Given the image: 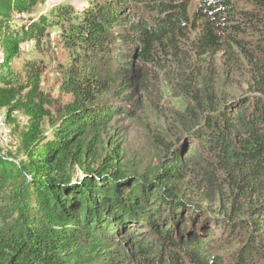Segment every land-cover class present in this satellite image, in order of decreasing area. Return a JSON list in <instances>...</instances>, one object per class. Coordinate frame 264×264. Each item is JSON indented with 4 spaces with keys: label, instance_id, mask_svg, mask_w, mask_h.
I'll return each mask as SVG.
<instances>
[{
    "label": "trees",
    "instance_id": "16d2710c",
    "mask_svg": "<svg viewBox=\"0 0 264 264\" xmlns=\"http://www.w3.org/2000/svg\"><path fill=\"white\" fill-rule=\"evenodd\" d=\"M43 1L0 0V110L27 119L25 163L0 157V178L21 175L19 196L36 206L35 227L0 228V264H222L211 253L222 242L235 244L230 264H264V0L66 1L33 16ZM53 28L70 57L59 76L70 101L45 139L41 65L16 75L10 63ZM184 47L242 82L195 77ZM167 70L185 103L178 138L155 167L130 172L109 125L155 106L151 82Z\"/></svg>",
    "mask_w": 264,
    "mask_h": 264
},
{
    "label": "rangeland",
    "instance_id": "374dc122",
    "mask_svg": "<svg viewBox=\"0 0 264 264\" xmlns=\"http://www.w3.org/2000/svg\"><path fill=\"white\" fill-rule=\"evenodd\" d=\"M66 1L76 6L82 0H44L33 9L32 14L36 17L40 13L47 12L54 4ZM19 18L21 17L15 16L12 25L23 24L24 19ZM57 32L58 30L55 28L50 29L49 36L43 38V41L38 45L34 43L23 44L20 56L10 63V68L16 75H23L27 69V64L31 61L41 65V87L52 98L51 103L46 106L49 117L45 118L41 125V135L45 139L52 137V133L63 114V109L70 101V96L64 95L59 90L60 69L69 65L70 57L67 50L59 42L56 36ZM76 54L79 55L80 53L77 52ZM183 54H185L188 71L193 72L195 77L198 74L207 76L216 70L218 73L217 84L220 87L231 85L233 82H242L239 74L232 75L222 65H217L210 59H198L188 47H184ZM161 75L152 81L150 86L151 93L157 97L155 106L147 105L137 108L128 115L112 117L109 125L113 126L114 129L110 132L109 141L112 142L117 139V136L114 135L117 132L121 134V155L123 156V163L126 164L130 172L142 174L147 168L155 167L166 147L178 138L180 130L178 118L184 115L185 103L175 90L176 82L171 76V71H164ZM140 99L141 104L152 100L151 98L145 100L139 96ZM13 118V121L6 120L5 112L0 110V157L13 164V168H17L25 163L20 145V132L25 130L27 119L21 113H15ZM108 139V137L104 138V143L99 151L100 158L110 152L107 150L109 148ZM67 174L72 176L71 181L73 182L81 178L76 167L68 170ZM22 182L23 177L19 174L16 175L14 171L10 175L4 174L0 178V228H5V230L19 228L22 230L25 226L28 228L35 227L36 206L32 204L31 200L19 196L18 190L21 188ZM18 200H21L20 205L22 203V206L27 204V216H25V212L17 211L15 204ZM218 244H215L211 251L213 257L222 258V264L232 263L230 259L236 250L235 244L233 242Z\"/></svg>",
    "mask_w": 264,
    "mask_h": 264
},
{
    "label": "water",
    "instance_id": "95a60500",
    "mask_svg": "<svg viewBox=\"0 0 264 264\" xmlns=\"http://www.w3.org/2000/svg\"><path fill=\"white\" fill-rule=\"evenodd\" d=\"M187 138H188L187 135H183V137H182V139H181V142L185 141Z\"/></svg>",
    "mask_w": 264,
    "mask_h": 264
},
{
    "label": "built area",
    "instance_id": "2783aa9c",
    "mask_svg": "<svg viewBox=\"0 0 264 264\" xmlns=\"http://www.w3.org/2000/svg\"><path fill=\"white\" fill-rule=\"evenodd\" d=\"M4 141H6V139H4Z\"/></svg>",
    "mask_w": 264,
    "mask_h": 264
}]
</instances>
